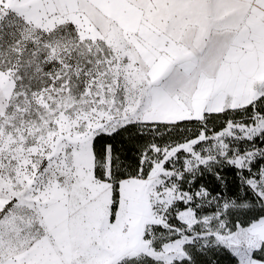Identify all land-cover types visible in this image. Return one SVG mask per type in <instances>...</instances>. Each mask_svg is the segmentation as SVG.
Listing matches in <instances>:
<instances>
[{
	"label": "snow or ice",
	"instance_id": "snow-or-ice-1",
	"mask_svg": "<svg viewBox=\"0 0 264 264\" xmlns=\"http://www.w3.org/2000/svg\"><path fill=\"white\" fill-rule=\"evenodd\" d=\"M0 264H264V0H0Z\"/></svg>",
	"mask_w": 264,
	"mask_h": 264
}]
</instances>
